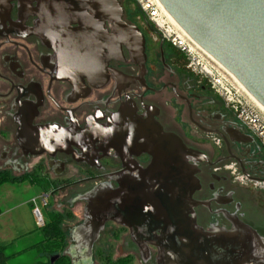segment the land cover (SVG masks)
Returning <instances> with one entry per match:
<instances>
[{"label": "flooded vegetation", "instance_id": "1", "mask_svg": "<svg viewBox=\"0 0 264 264\" xmlns=\"http://www.w3.org/2000/svg\"><path fill=\"white\" fill-rule=\"evenodd\" d=\"M164 135L196 152L197 226L243 222L264 238L259 139L133 0H0V190L55 195L73 221L69 245L89 236L76 229L101 213L94 204L112 201L93 258L110 256L96 249L104 241L160 264L157 247L138 242L154 239L139 233L140 215L161 187Z\"/></svg>", "mask_w": 264, "mask_h": 264}, {"label": "water", "instance_id": "2", "mask_svg": "<svg viewBox=\"0 0 264 264\" xmlns=\"http://www.w3.org/2000/svg\"><path fill=\"white\" fill-rule=\"evenodd\" d=\"M158 1L194 42L264 106V0ZM160 150L161 187L151 200L142 202L139 228V233L154 239L138 244L144 249L149 244L157 247L160 264H264V238L251 226L239 222L235 230L218 234L197 226L193 195L200 181L197 166L188 163L196 152L165 135ZM111 202L94 204L92 209L101 213L77 227L78 233L89 236L74 240L69 245L72 250L63 252L71 256V264H93L95 238L109 218ZM58 257H51V262Z\"/></svg>", "mask_w": 264, "mask_h": 264}, {"label": "rangeland", "instance_id": "3", "mask_svg": "<svg viewBox=\"0 0 264 264\" xmlns=\"http://www.w3.org/2000/svg\"><path fill=\"white\" fill-rule=\"evenodd\" d=\"M133 1L136 9L147 15L141 4L137 0ZM165 26L167 27V25ZM171 26L173 25L171 24ZM193 57L194 66L198 70L206 67L210 71L206 75L218 81L217 89L220 90L219 93L222 96L225 97V92L231 91L235 98L242 99L241 94L248 98V95L233 78L201 50L196 48ZM203 76L205 77V74ZM13 187L10 188L8 185L0 190V245H7L6 252L11 256L10 264H52L51 257L57 252L51 251L49 244L41 242L42 231L38 229L33 208L34 206L40 207L46 220L50 213H57L55 210L58 203L57 197L52 195V200L49 198L48 205L44 206L41 199L44 194L42 189L23 184ZM65 219L58 223L62 230L73 222L68 218ZM66 241V246L60 253H63L69 246L67 236ZM117 244L119 243L104 241L97 243L96 249L101 250L99 252L110 250L111 254L106 257H94L93 264H140V257L137 253L132 256L119 257L118 252L115 251Z\"/></svg>", "mask_w": 264, "mask_h": 264}, {"label": "built area", "instance_id": "4", "mask_svg": "<svg viewBox=\"0 0 264 264\" xmlns=\"http://www.w3.org/2000/svg\"><path fill=\"white\" fill-rule=\"evenodd\" d=\"M137 1L141 4L143 11L147 13L148 17L151 18V20L161 30H163L166 39L173 46L179 48L187 57H189L194 65V57L192 58V56L194 52H196V47L194 46L192 41L166 17L155 0ZM169 22L173 26L169 25ZM165 25H167V27ZM200 72L202 74H205V76H209L206 74H209L210 71L206 67H204L203 69H200ZM210 78L217 88L218 81L213 77ZM241 95L243 96L242 99L238 97L235 98L232 95L231 91H227V93L225 92V97L230 103H232V106L235 112L238 114L239 119L241 120L243 125L251 134L255 135L259 139L264 150V113L258 108L256 103L249 96L247 98L243 94ZM41 199L44 206L48 205V194L44 193ZM33 213L37 220V226L39 228L44 227L46 225V220L41 208L34 206Z\"/></svg>", "mask_w": 264, "mask_h": 264}, {"label": "trees", "instance_id": "5", "mask_svg": "<svg viewBox=\"0 0 264 264\" xmlns=\"http://www.w3.org/2000/svg\"><path fill=\"white\" fill-rule=\"evenodd\" d=\"M49 214V213H48ZM62 221V216L58 213L52 214L46 219V225L41 229V242L49 244L51 251H56L59 257L52 264H71V257L60 253L66 246V236L58 223ZM7 245L0 247V264H10V255L6 252ZM53 255V256H55ZM52 256V257H53Z\"/></svg>", "mask_w": 264, "mask_h": 264}, {"label": "bare ground", "instance_id": "6", "mask_svg": "<svg viewBox=\"0 0 264 264\" xmlns=\"http://www.w3.org/2000/svg\"><path fill=\"white\" fill-rule=\"evenodd\" d=\"M157 4L160 6L163 13L166 15V17L181 31L183 32L194 44V46L201 50L204 54H206L211 60H213L216 64H218L226 73L230 75V77L233 78V80L238 84V86L256 103L258 108L264 113V106H262L249 92L248 90L240 83V81L232 74L230 73L223 65H221L216 59H214L210 54H208L205 50H203L196 42H194L180 27V25L176 22V20L172 17V15L161 5V3L158 0H155ZM171 25V24H170ZM256 106V107H257Z\"/></svg>", "mask_w": 264, "mask_h": 264}, {"label": "crops", "instance_id": "7", "mask_svg": "<svg viewBox=\"0 0 264 264\" xmlns=\"http://www.w3.org/2000/svg\"><path fill=\"white\" fill-rule=\"evenodd\" d=\"M1 246H4V244H1L0 247H1Z\"/></svg>", "mask_w": 264, "mask_h": 264}]
</instances>
